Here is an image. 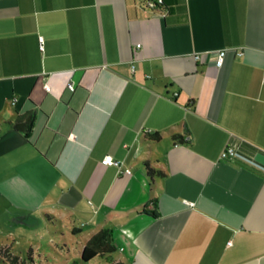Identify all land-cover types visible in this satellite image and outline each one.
<instances>
[{"label":"crops","instance_id":"1","mask_svg":"<svg viewBox=\"0 0 264 264\" xmlns=\"http://www.w3.org/2000/svg\"><path fill=\"white\" fill-rule=\"evenodd\" d=\"M230 144L264 168V0H0V185L80 254L103 230L114 263L264 264V171Z\"/></svg>","mask_w":264,"mask_h":264},{"label":"rangeland","instance_id":"2","mask_svg":"<svg viewBox=\"0 0 264 264\" xmlns=\"http://www.w3.org/2000/svg\"><path fill=\"white\" fill-rule=\"evenodd\" d=\"M26 201L31 191H21ZM39 200V199H38ZM36 200V202L38 201ZM23 200H14V192L10 187L0 185V261L2 264H72L80 254V243L71 237L67 229L74 231L78 223H60L51 219L49 213H43L40 207L30 209L23 207ZM31 202H35L32 201ZM27 209L31 214L24 215L19 223L17 211ZM32 210V211H30ZM45 216L49 221H46ZM14 220V221H13ZM68 233L66 243L63 234ZM75 236L77 233H73ZM85 234V233H84ZM87 234V233H86ZM68 259V260H67ZM106 258L96 257L88 264H105ZM84 264V263H79ZM110 264H114V261Z\"/></svg>","mask_w":264,"mask_h":264},{"label":"trees","instance_id":"3","mask_svg":"<svg viewBox=\"0 0 264 264\" xmlns=\"http://www.w3.org/2000/svg\"><path fill=\"white\" fill-rule=\"evenodd\" d=\"M143 4V7L145 10L149 11H157L160 9V7L163 6L164 0H161L160 3H156V0H140ZM148 2H153L155 5L153 8L147 7ZM29 124H30V117H27L24 122H20L17 120L15 123L10 124L12 129L18 132H22L24 134L28 133L29 130ZM150 140H159V135L155 133L154 135L149 136ZM174 141H176L179 144H187L188 142L185 140L184 137L180 135H174L172 137ZM144 167L146 169L147 175L151 178L153 176H161L162 173L156 170L151 169L147 163L144 164ZM145 212V211H144ZM147 213V212H145ZM150 215L155 217L156 213L150 212ZM108 232L107 231H99L98 233H95L92 235L85 245L82 248L81 254L79 257L75 258V261H73L72 264H79L84 263L88 264L91 260L95 259L96 257H102L104 256L106 258V261L109 263L113 262V259L111 258V254L115 252V248L113 247L112 243L107 239ZM0 264L2 262L0 261ZM114 264H121V263H114Z\"/></svg>","mask_w":264,"mask_h":264},{"label":"built area","instance_id":"4","mask_svg":"<svg viewBox=\"0 0 264 264\" xmlns=\"http://www.w3.org/2000/svg\"><path fill=\"white\" fill-rule=\"evenodd\" d=\"M156 3H160L161 0H156ZM154 3L153 2H148L147 3V7L149 8H153L154 7ZM140 45H136V48H139ZM226 56V50L222 49L220 50L217 55H216V59H215V65L216 67L220 68L223 66L224 64V59ZM69 89L72 91L73 87L71 85L68 86ZM44 89L46 91H49V86L48 85H44ZM220 160L221 161H240L243 163H246L252 167H255L259 170L264 171V168L261 167L259 164H257L255 161H253L252 159L246 157L245 155H243L237 148L236 145H226L224 147V149L221 151L220 153ZM101 164L104 166H114L117 168H120V163L115 161L111 156L107 155L105 156L102 160H101ZM126 174H129L130 171L129 170H125Z\"/></svg>","mask_w":264,"mask_h":264},{"label":"water","instance_id":"5","mask_svg":"<svg viewBox=\"0 0 264 264\" xmlns=\"http://www.w3.org/2000/svg\"><path fill=\"white\" fill-rule=\"evenodd\" d=\"M107 239H108V240H110V237H109V236H107Z\"/></svg>","mask_w":264,"mask_h":264}]
</instances>
